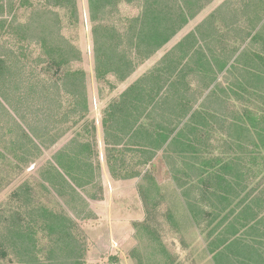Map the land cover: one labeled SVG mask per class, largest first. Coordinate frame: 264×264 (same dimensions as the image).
Instances as JSON below:
<instances>
[{"label": "trees", "instance_id": "obj_1", "mask_svg": "<svg viewBox=\"0 0 264 264\" xmlns=\"http://www.w3.org/2000/svg\"><path fill=\"white\" fill-rule=\"evenodd\" d=\"M211 2L86 0L96 82L109 84L110 76L125 82ZM120 5H134L138 13L120 17L115 24L108 17H118ZM61 9L70 10L68 23L60 18ZM228 10L227 2L216 7L165 53L155 69L108 102L101 118L104 153L112 177L122 179L139 176L126 170L127 156L138 168L146 167L159 153L163 161L171 160L173 169L168 172L177 180L187 210L194 219L204 217L212 264H264V210L254 212L264 189L249 203L246 197L229 208L227 196L211 190L213 163L209 165L208 157L202 160L211 150L208 143L217 128L236 146L231 163L214 160L222 171L234 167L233 176L239 177L243 160L249 158L254 164L264 152V46L256 52L245 44L264 35V0H245L238 12ZM219 16L228 21L218 23ZM77 20L76 0H0V143L9 139V150L20 163L10 168L15 163L10 162L9 170L23 175L47 146L43 139L54 146L61 138V131L50 138L55 127L39 133L49 128V121L45 129L32 122L37 118L40 122L51 106L59 109L63 97L70 98L71 104L60 123L66 125L73 114L76 118L68 130L79 127L43 170L42 183L26 181L14 191L23 208L2 219L0 264H85V244L77 226L64 212L47 205L54 197L80 189L78 176L93 177L91 143L79 141L89 126L86 75L80 50L62 33ZM231 100L250 106L231 111ZM178 173L184 183L178 181ZM216 182L227 192L229 185L221 175ZM262 183L264 176L257 188ZM39 188L43 199L37 195ZM194 193L199 197L196 202L213 200L208 212L195 202Z\"/></svg>", "mask_w": 264, "mask_h": 264}, {"label": "rangeland", "instance_id": "obj_2", "mask_svg": "<svg viewBox=\"0 0 264 264\" xmlns=\"http://www.w3.org/2000/svg\"><path fill=\"white\" fill-rule=\"evenodd\" d=\"M30 1L35 3L37 0ZM243 1L245 0H213L166 47L141 66L139 65L125 82H120L110 76L106 82L109 84H99L93 73L86 0H76L78 20L75 26L64 28L62 33L67 41L80 50L81 68L86 75L89 111L85 121L89 126L81 132L79 141L81 144L91 143L92 151L91 154L89 151V161L93 167V177L81 179L78 176L76 179L79 181L76 183L82 186L80 189H76L74 194L54 197L47 205L48 208L56 212H64L77 226L80 240L85 244V264H212L206 248L207 228L203 223L204 217L203 219L197 217L194 219L187 210L181 194L182 190L177 186V180L171 177L168 172L170 168L173 169L171 160H167V162L164 160V162L159 153L146 167L138 168L129 160L130 156H127L126 163L129 166L126 170L129 171L128 173H138L139 176L132 179H122L118 175V177H112L105 159L101 118L102 110L109 101L118 98V95L136 79L155 69L165 53L211 14L216 7L227 2L228 12H238ZM69 11L68 9L58 11L64 23H68L69 17H71ZM119 11L118 17L115 19L108 17V19L116 24L120 17H129L138 13V9L134 5H120ZM23 17H26V14ZM21 19L26 20L22 16ZM223 20L228 21L224 16L217 18L218 23ZM261 36L255 42L249 43L250 40H247L245 44L251 45L249 48L253 51L261 52L264 46V35ZM31 51L37 52L38 50L32 49ZM253 102L255 103V101ZM229 103L231 111H240L241 107L250 106L249 103L235 100H231ZM59 104L61 105L59 109L51 106V112H47L39 118L41 123L38 118L36 122H32L33 118L27 120L32 124H38L37 126H41L43 129L46 126L45 122L49 121V128L44 132L39 131V133L46 134L47 131L52 130V127H55L54 132H49L51 139H54L60 131L63 135H60L61 138L54 146H49L46 142L48 139H43L44 145L47 146L43 148L41 146L40 158L36 164L30 165L23 175L19 176L17 170L12 174V171L9 170L19 163L18 159V162L16 161V154L9 150V139L0 143L6 150L4 152L0 147V227H2V219L7 220L13 210L23 208L21 199L13 197L14 191L26 181L28 183L31 180H37L42 183L43 170L53 159V155L74 137L75 133L73 132L79 128L68 130L76 118L73 114L68 115L70 117L66 125L60 123L62 115L68 112L71 99L63 97ZM5 119L7 118H2V120ZM211 135V140L208 143L211 150L202 156V160L208 157L209 165L214 163L215 159H227L225 145H228L225 133L218 128L215 134ZM42 138L44 137L41 136ZM6 144L7 146H5ZM259 156L261 157L257 162L263 166L264 152L261 151ZM10 162L15 163L10 166ZM248 162L250 163V160ZM195 163L199 164V162ZM176 168L185 172V168L180 164H177ZM251 168L252 170H249L247 175L255 177L258 174L257 167L252 164ZM30 174H34V177H30ZM175 175L180 183H184L185 178H182L180 173ZM81 181L85 186L81 184ZM37 195L39 198L41 197L40 199L44 197L40 188L37 190ZM196 195L198 194L196 193ZM194 200L197 201L195 193ZM204 200L201 203H196L208 212L210 202L213 200L210 202L208 199Z\"/></svg>", "mask_w": 264, "mask_h": 264}, {"label": "crops", "instance_id": "obj_3", "mask_svg": "<svg viewBox=\"0 0 264 264\" xmlns=\"http://www.w3.org/2000/svg\"><path fill=\"white\" fill-rule=\"evenodd\" d=\"M225 145V144H224ZM227 148V160H230V163L232 162L233 156L235 155L234 152L236 150V146L232 143H230L228 139V145H225ZM261 157V156H260ZM249 158L244 159L241 167L239 169V177L233 176L234 173V167L231 169L228 173L225 171H222L220 165H217L215 162L212 164V177L213 180L211 182V186L213 191H215L214 195L217 196H227V200L231 201L229 208L234 207L236 203H239L241 200L246 198V204L249 203V201L253 198V196L262 189H264V183H262V186L260 185L259 188H257V185L260 184L262 177L264 176V165L262 166L259 162L255 161L254 165L257 167L258 174L255 175V177H252L248 174L249 170H252L251 166L253 162L250 160V163L248 162ZM231 166V164L229 165ZM217 175H221L223 179L226 180V183L229 185L227 188V192H223L222 189H219L216 182ZM255 192H252L250 196H248L251 189H256ZM227 193V194H226ZM213 198V194L211 196ZM255 197V196H254ZM199 197L196 196V199ZM233 201V202H232ZM254 212L260 213L264 210V194L262 197H260L259 202L254 205Z\"/></svg>", "mask_w": 264, "mask_h": 264}]
</instances>
